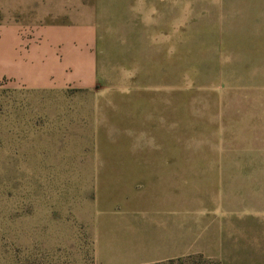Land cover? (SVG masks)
<instances>
[{"label":"rangeland","instance_id":"rangeland-1","mask_svg":"<svg viewBox=\"0 0 264 264\" xmlns=\"http://www.w3.org/2000/svg\"><path fill=\"white\" fill-rule=\"evenodd\" d=\"M51 27L94 32L96 83L32 92L0 78V264H97L95 180L78 173L97 156L215 162L184 181L214 183L236 239L239 162L264 147V0H0V41Z\"/></svg>","mask_w":264,"mask_h":264},{"label":"crops","instance_id":"crops-1","mask_svg":"<svg viewBox=\"0 0 264 264\" xmlns=\"http://www.w3.org/2000/svg\"><path fill=\"white\" fill-rule=\"evenodd\" d=\"M35 32V31H34ZM36 30L34 39L5 29L0 78L5 88L50 92L92 89L96 83L91 31ZM86 36V35H85ZM242 157L238 236L224 235L214 183L189 182L184 171L205 174L215 162L181 156H97L79 166L95 180L94 208L85 220L97 264H159L202 255L220 264H264V147ZM250 165V166H247Z\"/></svg>","mask_w":264,"mask_h":264},{"label":"trees","instance_id":"trees-1","mask_svg":"<svg viewBox=\"0 0 264 264\" xmlns=\"http://www.w3.org/2000/svg\"><path fill=\"white\" fill-rule=\"evenodd\" d=\"M159 264H220L219 262L209 260L202 255L191 256L178 260H170Z\"/></svg>","mask_w":264,"mask_h":264}]
</instances>
